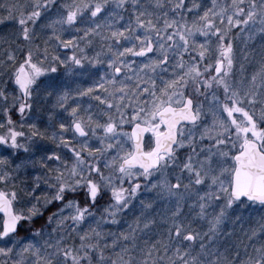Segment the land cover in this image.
Wrapping results in <instances>:
<instances>
[{"label": "snow or ice", "instance_id": "snow-or-ice-1", "mask_svg": "<svg viewBox=\"0 0 264 264\" xmlns=\"http://www.w3.org/2000/svg\"><path fill=\"white\" fill-rule=\"evenodd\" d=\"M0 264H264V0H0Z\"/></svg>", "mask_w": 264, "mask_h": 264}]
</instances>
